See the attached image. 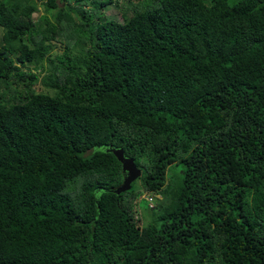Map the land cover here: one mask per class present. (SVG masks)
<instances>
[{"label":"trees","instance_id":"obj_1","mask_svg":"<svg viewBox=\"0 0 264 264\" xmlns=\"http://www.w3.org/2000/svg\"><path fill=\"white\" fill-rule=\"evenodd\" d=\"M0 28V264H264V0H0Z\"/></svg>","mask_w":264,"mask_h":264},{"label":"rangeland","instance_id":"obj_2","mask_svg":"<svg viewBox=\"0 0 264 264\" xmlns=\"http://www.w3.org/2000/svg\"><path fill=\"white\" fill-rule=\"evenodd\" d=\"M115 5V4H114ZM42 5H40L39 7H41ZM123 13L124 11L121 9L116 8L113 5H109L105 8L104 10V15L108 18V19H113L117 22H122V17H123ZM40 15V13H39ZM130 13H127V16H129ZM66 26H64V31L66 30ZM62 32V35L57 39L56 41H52V45L55 46V50L53 52V54H62L64 52V48L66 47V45L69 43V46L72 47L74 39L72 40V38H70V40L68 39V37L70 36L69 33L66 32ZM3 34L2 29L0 28V38ZM44 67H46V65H44ZM10 83L14 86L15 83L13 82V80L9 81V91H10ZM139 186V181L135 182V187ZM145 196L148 197V195H141V197H139V201L138 199L134 201V205H133V210L135 211V217H137V219L140 221L139 225H145V222H150V220L152 219V210L149 209L147 203L144 200H141L142 198H144ZM156 199H161L160 195H156ZM155 197H153V202H154ZM139 202V204H138ZM154 204V203H153ZM154 206V205H153Z\"/></svg>","mask_w":264,"mask_h":264},{"label":"water","instance_id":"obj_3","mask_svg":"<svg viewBox=\"0 0 264 264\" xmlns=\"http://www.w3.org/2000/svg\"><path fill=\"white\" fill-rule=\"evenodd\" d=\"M105 151L112 153L121 165L122 182L116 188L109 190V192L119 196L130 190L131 185L140 178L141 170L136 166L133 159L125 156L123 149L107 147Z\"/></svg>","mask_w":264,"mask_h":264},{"label":"built area","instance_id":"obj_4","mask_svg":"<svg viewBox=\"0 0 264 264\" xmlns=\"http://www.w3.org/2000/svg\"><path fill=\"white\" fill-rule=\"evenodd\" d=\"M146 200H147L148 204H149L150 206H152L153 197L148 196V197H146Z\"/></svg>","mask_w":264,"mask_h":264},{"label":"clouds","instance_id":"obj_5","mask_svg":"<svg viewBox=\"0 0 264 264\" xmlns=\"http://www.w3.org/2000/svg\"><path fill=\"white\" fill-rule=\"evenodd\" d=\"M154 197L157 198L156 195H155ZM153 203H154V202H152V206L154 205ZM148 206H150V205H148ZM152 206H150V207H152Z\"/></svg>","mask_w":264,"mask_h":264}]
</instances>
